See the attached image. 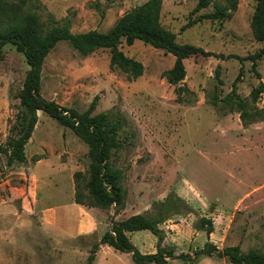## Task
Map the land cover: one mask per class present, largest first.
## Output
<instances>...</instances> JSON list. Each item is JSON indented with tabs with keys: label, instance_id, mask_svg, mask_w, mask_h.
<instances>
[{
	"label": "rangeland",
	"instance_id": "obj_1",
	"mask_svg": "<svg viewBox=\"0 0 264 264\" xmlns=\"http://www.w3.org/2000/svg\"><path fill=\"white\" fill-rule=\"evenodd\" d=\"M145 1L0 0V14L2 7L10 13L35 14L44 22V30L51 16L53 23L66 24L72 32H107L123 14ZM197 2L161 0L160 24L174 40L212 53L183 58L180 81L170 83L175 56L141 40L118 45L124 56L141 63L142 74L137 77L121 65L110 67L109 49L82 54L67 41H59L43 60L40 93L79 111L97 96L93 113L109 111L113 118L123 117L122 145L113 150L110 161L121 170L127 208L137 201L144 207L150 199L159 200L164 193H177L176 189L183 195L181 185L199 192L203 205L169 222L178 223L176 254L192 256L197 244L190 233L202 215L213 220L218 247L239 245L242 251H264V120L249 116L243 124L238 112L221 100L235 88L248 101L251 88L264 83V55L254 63L242 59L257 53L263 44L251 24L256 0H238L234 10L217 19L207 15L214 10L212 1L196 10ZM3 24L0 20V27ZM27 69L14 45L1 47L0 144L19 109L17 95ZM213 96L219 99L215 105L210 102ZM255 105H263V95ZM37 116L24 148L26 160L6 166V157L0 154V264H83L109 225V217L121 219L128 212L83 205L67 208L71 202L68 176L72 175L73 183L75 171L88 175V147L44 112L38 110ZM41 157L48 158L35 164ZM68 160V168L57 167ZM32 173L43 178L35 179ZM44 175H52L55 184L44 186ZM72 188L74 192L73 184ZM51 207H58V216L65 220H44L41 213L44 208L50 213ZM84 210L100 227L68 236ZM44 221L50 225L44 226ZM96 252L92 264H135L129 253L105 244ZM170 264L233 263L202 256L186 263L174 258Z\"/></svg>",
	"mask_w": 264,
	"mask_h": 264
},
{
	"label": "trees",
	"instance_id": "obj_2",
	"mask_svg": "<svg viewBox=\"0 0 264 264\" xmlns=\"http://www.w3.org/2000/svg\"><path fill=\"white\" fill-rule=\"evenodd\" d=\"M213 2L214 10L207 15L220 18L237 7L238 0H198L195 9L207 6ZM161 0H146L137 8L123 14L115 25L107 32L90 29L84 32H72L68 25L53 23L44 30V22L35 14L19 12L10 13V9L2 7L0 20V49L10 43L22 53L28 65L27 72L18 92L19 109L9 129V135L0 144V154L5 158L6 166L21 163L26 160L24 148L36 125L40 110L53 118L59 125L69 128L74 135L88 147L89 159L87 176L81 171L73 173V201L87 207L122 209L126 191L121 185V170L114 166L110 157L114 149L121 147L119 132L123 125V117L113 118L109 111L93 113L97 96L93 98L85 110L79 111L73 107L58 104L53 99H47L40 93L42 63L49 51L59 41H67L82 54L91 53L99 48L110 50V67L115 64L126 67L128 74L137 77L142 74V65L138 61L123 55L118 45L124 41L127 45L134 40H141L153 47L164 49L175 56L174 65L169 71L170 83H176L184 77L182 59L190 55L208 56L211 52L191 44H180L174 40V35L160 24ZM252 29L263 44L257 53L242 59L255 62L264 55V0H256L252 15ZM230 57V55H229ZM241 59V58H240ZM219 72L216 70V75ZM263 95V105L257 107L256 101ZM217 96L210 102L215 105ZM229 107L236 110L244 124L249 116H257L264 120V83L259 81L251 88L249 100L241 98L235 88L221 99ZM182 100L178 99V102ZM84 179L81 184L80 180ZM191 206L174 191H170L162 200H154L146 213H136L123 219L109 217L108 228L101 234L97 243L89 250L83 264H92L99 245L106 244L114 250L131 255L135 264H170L171 259H180L184 263L202 256L209 258H226L233 264H264V251L249 248L242 251L239 245L218 247L209 239L214 229L213 220L204 215L198 216L193 227L202 230L207 235L202 246L190 254L175 253V245L164 244L165 232L160 224L175 215L190 213ZM148 230L156 238L153 253H141L131 242L128 232Z\"/></svg>",
	"mask_w": 264,
	"mask_h": 264
},
{
	"label": "crops",
	"instance_id": "obj_3",
	"mask_svg": "<svg viewBox=\"0 0 264 264\" xmlns=\"http://www.w3.org/2000/svg\"><path fill=\"white\" fill-rule=\"evenodd\" d=\"M48 157H41L38 158L35 162V164L40 163L42 160L46 159ZM69 165V160L65 161V162H59L58 166L60 169L62 168H68ZM76 166V165H75ZM71 171V170H70ZM72 173V172H71ZM33 175V173H32ZM33 177L35 179H42L43 177L41 176H34ZM69 179V188H70V204H67V208H71L72 205L75 206H79L81 207V205L75 203L72 200V194H73V188H72V175L69 174L68 176ZM55 184L53 182V177L52 175H44V186H50L51 184ZM140 186V185H139ZM181 189L183 192V195H180L178 193V190L176 189V194L178 196H180L181 198H183L190 206L191 208H196L198 206L203 205L202 203V198H200L199 196V192L195 191V189H193L191 186H185V185H181ZM198 190H200V192L207 198V193L203 190H201L200 188H197ZM167 193H164L163 197H160L159 200H162ZM138 197V200L140 199L141 196H138V194L136 193V195ZM154 200H158V199H150V202L148 204H146L144 207H142L140 201H137V203H134L132 205H130L129 208H127L128 206V201L125 202L124 207H123V212H128L127 215H125L123 218L132 215V214H136V213H146L150 210V205L152 203V201ZM201 202V203H200ZM65 207V206H64ZM51 211L50 213H48V209L44 208V212L41 213L42 216L44 217V220H46V218H49V220L51 221H56V222H61L65 219H63L62 217L58 216V207H51L50 208ZM84 214L82 217H77L76 218V224L74 226V228H69L66 234H68V236L70 235H77V234H81V233H89V232H93L96 231L100 226L99 224L93 219L92 214L90 213V211L88 210H84L83 211ZM173 217V216H172ZM171 217V218H172ZM118 217L114 216V219H117ZM121 218V219H123ZM171 218L167 219L165 222H163L162 224H160V227L164 230L165 232V238H164V244H173L175 246L179 247V243L176 242V232H175V226L178 223H169ZM119 220V219H117ZM214 224V223H213ZM49 226L48 224H46V222L44 221V226ZM104 226V225H102ZM51 228V227H50ZM108 228V225L104 226V231ZM194 228V227H193ZM63 234H65V232H62ZM128 237L131 240V242L138 248V250L141 253H153L155 251V243H156V238L153 234L150 233V231L144 229V230H137V231H131L128 232ZM215 234V230L213 229V231L209 234V239L214 242L215 244H218V242L216 240L213 239V236ZM101 236V235H100ZM192 237V242H196V246H194L193 248H197L202 246V244L206 241L207 239V235L205 234L204 231L202 230H197L194 228V232L190 233V238ZM221 244V243H220ZM103 244L100 245V247H102ZM106 245V244H105ZM97 253V252H96Z\"/></svg>",
	"mask_w": 264,
	"mask_h": 264
}]
</instances>
